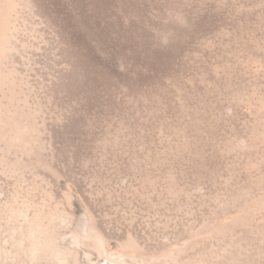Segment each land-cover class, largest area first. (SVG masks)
I'll use <instances>...</instances> for the list:
<instances>
[{"label": "rangeland", "instance_id": "1", "mask_svg": "<svg viewBox=\"0 0 264 264\" xmlns=\"http://www.w3.org/2000/svg\"><path fill=\"white\" fill-rule=\"evenodd\" d=\"M0 264H264V0H0Z\"/></svg>", "mask_w": 264, "mask_h": 264}]
</instances>
